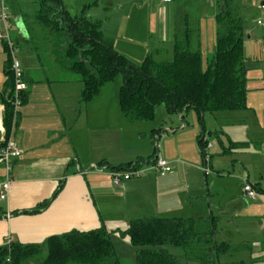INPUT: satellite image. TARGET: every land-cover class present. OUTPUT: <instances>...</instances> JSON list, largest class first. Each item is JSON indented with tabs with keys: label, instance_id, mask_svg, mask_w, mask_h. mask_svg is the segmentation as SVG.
Wrapping results in <instances>:
<instances>
[{
	"label": "crops",
	"instance_id": "crops-1",
	"mask_svg": "<svg viewBox=\"0 0 264 264\" xmlns=\"http://www.w3.org/2000/svg\"><path fill=\"white\" fill-rule=\"evenodd\" d=\"M132 1L135 5L139 3L141 11H149L152 14L158 11L157 0ZM195 1L199 2V5L196 4L194 8L198 9V13H201L200 0ZM218 1L220 0H216V12L218 11ZM162 2L170 5L177 4V6L174 5L175 23L179 11L193 6L192 0H172L169 3L162 0ZM263 2L264 0H236V2L229 0L231 6L243 19L244 27L246 22L255 21L256 18L263 15L261 8ZM7 3L10 15L14 13L18 19L19 17L23 19L18 24L17 33L12 34V37L15 41L24 42L27 30L23 13H28L21 9L15 0L7 1ZM166 9L167 7L163 5L160 10L162 28L165 27L163 15H165ZM28 15L31 16V14ZM198 17L201 21L202 16ZM92 20L102 22L106 38L110 39L115 46V40L107 34L108 32L103 27V20L98 18ZM61 42V40H56L51 43L41 59L33 52L20 48L24 54L20 60L27 89L19 107L15 139L22 155L12 161L13 179L9 196L0 205V211H2L0 246L6 244L8 239L11 242L43 243L52 235L72 229L92 230L105 226L108 230L115 232L116 248L118 249L117 244H119L121 250L128 246L125 242H130V239L122 237L117 230L126 229L135 218L147 215L162 217L214 215L216 221H219L224 215L227 217L238 216L237 212L244 209L246 210L244 212L253 214L254 219H257L260 225L259 232L264 233V146L261 144L264 137L262 131L257 129L254 138L231 140V144L232 142L245 144L242 147L229 148L244 153L242 161L248 175L246 182L252 183L254 188L262 189V191L256 189L258 197H250L244 191V182L238 181L240 177L237 176L236 181L240 188L236 194L231 195L230 199L237 206L233 207L229 213H226L227 211L222 207V201H224L222 198L226 195L227 189H219L222 188L221 186L215 188L219 190L218 196L215 194L216 190L211 193L208 188L211 200L212 195L217 197V200L214 201L216 208H212L210 214H208V207H205L201 200L195 204L194 208H191L198 195L203 194V187L201 188L203 182L200 180L202 168L207 167V164L210 163L211 169L215 171L212 165L213 159L208 161L204 158L203 167L200 165V155L195 147L196 128L187 130L184 126L182 128L184 130L177 133L181 128L178 127L176 130L166 127L163 129L152 125L151 135H149L151 126L149 123L131 121L122 115L119 94L117 98H113L112 103L101 97L102 91L92 101L83 102L81 94L84 83L78 78H73L72 73L68 71L72 61L67 59L65 50L61 49L56 52L57 45ZM173 43L174 34L170 46L167 45L172 56ZM162 44H156L148 53L155 50V55L161 56ZM6 47V43L0 39V93L9 90L8 77L5 72L6 59L8 58ZM115 48L123 54L126 51L124 48V52L116 46ZM27 57L34 59L27 63V59L25 61ZM246 60L249 68L250 62L247 58ZM58 72L65 74L69 72L70 76L67 74L64 76L58 74V76ZM248 105L249 109L241 113L218 114L216 117L221 124L231 121L233 125L244 127L247 136L250 128L245 117L248 118L246 114L250 109H253L249 103ZM237 113L240 115H235ZM254 118L256 126L260 128L258 117L254 116ZM170 130L173 135H170ZM201 132L199 131L198 134V146ZM209 133L212 134L213 129ZM226 135L228 134L226 133ZM159 141L162 143L163 149L161 154H159V148L157 149L160 145ZM169 142H173L175 145V152H173L174 147L168 151ZM152 143L157 145L156 152L153 151L155 157L161 155L167 158L170 163L175 160L176 165L171 164L173 171L165 175L155 172L142 177H132L124 180L120 185H114L109 170H114L112 167H118L128 162H149L153 156ZM178 154L179 156H177ZM93 165H97L99 169ZM5 173V168L0 165V180L5 178ZM218 173L219 170L215 172L217 176H229V178L232 176V174L221 175ZM229 178L216 180L225 181L224 185L227 186ZM216 180H213L214 184H216ZM61 182L63 183L62 189L48 207L39 212H23L34 209L39 203L52 197ZM246 195L249 196L247 199L249 202L243 207L241 200L242 197L246 198ZM244 238L248 240H239L238 243H251L254 254L264 257L263 238L257 237L252 240H249V237ZM120 250L118 249V251Z\"/></svg>",
	"mask_w": 264,
	"mask_h": 264
},
{
	"label": "trees",
	"instance_id": "trees-1",
	"mask_svg": "<svg viewBox=\"0 0 264 264\" xmlns=\"http://www.w3.org/2000/svg\"><path fill=\"white\" fill-rule=\"evenodd\" d=\"M87 7L73 14L63 0H39L34 16L23 13L27 37L24 42L16 40V45L41 59L51 43L66 40L65 53L72 61L68 71L84 83L83 102L92 101L105 85L122 76L120 109L131 121L153 119L161 104L182 117L192 108L197 110L203 126L199 147L207 160L205 114L217 116L220 112L231 114L249 109L244 21L229 0L218 1L217 44L207 66L203 62L201 21L196 8L186 7L177 14L171 60H156L154 50L141 63H135L106 38L101 21L87 17ZM5 72L9 90L0 93V103L5 105L4 123L10 133L15 81L9 50ZM244 144L232 142L231 148ZM133 163L140 162L112 169H129ZM62 187L61 182L52 197L23 212L34 213L48 207ZM117 231L136 247V264H264V257L254 254L251 243L219 241L214 215L139 217L126 229ZM114 233L102 226L72 229L52 235L43 243L10 242L0 246V264H122ZM174 248H180L181 253L173 252Z\"/></svg>",
	"mask_w": 264,
	"mask_h": 264
},
{
	"label": "rangeland",
	"instance_id": "rangeland-1",
	"mask_svg": "<svg viewBox=\"0 0 264 264\" xmlns=\"http://www.w3.org/2000/svg\"><path fill=\"white\" fill-rule=\"evenodd\" d=\"M11 1V0H7ZM16 4L26 13L33 15L38 9L39 0H15ZM67 8L73 13H81V10L86 6V15L90 19H102L103 27L105 31H107L108 35L115 40L116 47L119 50L124 52V54L128 56L133 62L141 63L145 57L147 56L148 51L154 47L156 44L163 43L161 46L163 51L161 52V56L154 55L156 60H171L172 53L168 50V46H170L173 40L174 34V24H175V11L174 7L177 4H165L162 0H157L158 3V11L150 13L149 11H141L139 7V3L135 5L132 0H63ZM193 1V6L188 7L187 9L192 10L194 6L199 2ZM199 1V0H198ZM236 2V0H235ZM165 5L167 7L165 15V27L161 26V8ZM175 5V6H174ZM201 13L197 12V16H202L201 19V30H202V51H203V62L204 66H207V61L213 56L217 44V28L218 24L215 19L216 14V0H200ZM13 9V7H12ZM1 16V9H0ZM11 18L14 20L13 29L11 33H17L19 28V23L23 21L22 17L19 19L16 17V14H11ZM264 19V13L262 15ZM17 20V21H16ZM2 27V25H1ZM0 27V28H1ZM163 36V37H162ZM163 38V39H162ZM108 39V38H107ZM110 40V39H108ZM164 42H161V41ZM120 44V45H118ZM66 40H63L61 43L57 45L56 52L61 51V49L66 48ZM122 46V47H121ZM167 46V47H166ZM165 47V48H164ZM124 48V49H123ZM166 49V51H165ZM65 52V51H64ZM151 52V51H150ZM23 51L18 46L16 51V55L21 58ZM244 53L246 58L249 60V71H248V90H249V99L248 103L251 105L253 109H250L248 112V118L245 117L246 123L250 128L249 134L245 135L244 127L239 125H233L230 121L229 123L221 124L219 119L215 116V114L206 113L204 116V125L206 127V139L208 142L212 144V147L208 149V161L212 160V165L215 171H213L210 167V163L207 164V169L205 171L202 168L200 180L203 182L201 184V188L203 187V194L195 199V202L192 204L191 208H194L195 204L198 201H202L205 207H208V214L212 208H216L214 205V201L217 200L219 194V189H227L226 195L223 196L222 201L223 209L229 213L232 208L237 206V204H233L230 201L231 195L236 194L239 191L237 185V176L238 181L243 183V187L246 182L247 173L246 168L243 164L242 158L244 153L240 151H234L231 149V140H242V138H254L257 129L262 131V136L264 137V27L258 23V18L256 20H252L250 22L245 23V39H244ZM160 58V59H159ZM27 59V63H30L32 59ZM34 61V60H33ZM61 76L69 75V72L62 73L58 72L57 75ZM59 76V75H58ZM73 78H78L77 75L71 74ZM122 84V76H118L114 81L109 82L106 86L103 87L101 92V97L105 99L107 102H113V98H117L119 94L118 88ZM230 112H220V115H228ZM241 113V112H240ZM237 113L235 115H240ZM244 113V112H243ZM234 115V114H232ZM258 117L259 124L261 127L256 126V120L254 118ZM235 122V121H234ZM146 123H149L151 135L152 125H156L158 127H162L163 129L166 127L176 129L181 128L177 133L181 132L184 126L187 130H193L196 128V141L195 147L196 151L199 152L200 155V165L203 167L204 165V157L202 155L201 149L198 146V134L201 132L202 123L199 119L198 111L195 109H190L188 112L184 113V117H182L181 113H173L167 109L165 104H161L156 109V115L153 119L147 120ZM187 123V124H186ZM239 123V121H238ZM235 123V124H238ZM213 129V133L210 134L209 131ZM195 131V130H194ZM215 131V132H214ZM217 131V132H216ZM170 135L172 131L170 130ZM223 132V133H222ZM226 133L228 135H226ZM219 137H218V136ZM144 139V138H143ZM249 140V139H248ZM261 143L264 146V140ZM157 143V142H156ZM159 147L152 143V155L153 151L159 148V154L163 151L162 143L159 141ZM168 151H170L171 147H174L173 152H175V145L173 142H169L167 145ZM230 148V149H229ZM156 152V151H155ZM155 155V154H154ZM212 155V156H211ZM179 156V154L177 155ZM154 158L153 156L151 157ZM176 165V162L172 161L171 164ZM219 170L218 174L228 175L232 174L231 178L229 176H217L215 172ZM155 173V172H150ZM235 176V177H234ZM234 177V178H233ZM218 178H229L228 185H224L225 181L216 180ZM216 180V184H214L213 180ZM208 183V184H206ZM250 183V182H249ZM224 185V186H223ZM211 193H214L216 190V196H209V189ZM221 190V191H222ZM245 193V192H244ZM259 195V194H258ZM262 195V194H261ZM260 195V197H261ZM230 196V198H229ZM221 197V194H220ZM258 197V196H257ZM240 198V197H237ZM249 196L246 195V198L242 197V206L245 207V204L249 202ZM215 206V207H214ZM239 211L238 216L230 217L224 215L218 223V233L217 239L219 241L222 240H230L232 243H238L239 240H248L244 237H249V240L255 239L257 237L264 239V233L259 232L260 225L258 224V220L254 219L253 214L249 212ZM264 211V210H263ZM236 213V214H237ZM153 216V215H147ZM262 227V226H261ZM259 232V233H258ZM227 235V237H226ZM126 241V240H125ZM128 241V240H127ZM128 246L122 248L120 250L119 244H117L118 253L121 251L122 264H136V247L130 242H125ZM117 249V250H118ZM173 252L181 253L180 248L172 249ZM189 264H200L198 262H189Z\"/></svg>",
	"mask_w": 264,
	"mask_h": 264
},
{
	"label": "built area",
	"instance_id": "built-area-1",
	"mask_svg": "<svg viewBox=\"0 0 264 264\" xmlns=\"http://www.w3.org/2000/svg\"><path fill=\"white\" fill-rule=\"evenodd\" d=\"M166 3L172 0H163ZM262 11L264 13V2L261 5ZM1 16L0 22L2 27L0 28V39L3 40L10 52L12 59V71L14 73L15 87L13 91V105H14V115L12 118L11 131L8 129L4 123V112L5 105L0 104V165L5 168V178L0 180V205L3 200H6L9 196V191L12 183V161L14 158H18L22 155V151L19 149L15 133L18 125L19 117V107L22 104L23 94L27 89L26 82L24 80V70L20 58L16 55L18 46L12 37V21L10 18L9 5L7 0H0ZM258 23L264 27V19L262 16L258 17ZM212 146L210 142L207 143L206 151ZM96 169H99L97 165H93ZM205 171L207 167H204ZM105 171V169L103 168ZM157 172L161 175H165L173 171V167L170 161L161 156L156 155L154 159L149 162L133 163L129 169L125 170H109V174L112 178V183L114 185H120L124 180H128L132 177H142L150 172ZM244 191L252 198L258 196L257 190L254 188L252 183H245ZM11 240L8 239V243Z\"/></svg>",
	"mask_w": 264,
	"mask_h": 264
},
{
	"label": "water",
	"instance_id": "water-1",
	"mask_svg": "<svg viewBox=\"0 0 264 264\" xmlns=\"http://www.w3.org/2000/svg\"><path fill=\"white\" fill-rule=\"evenodd\" d=\"M216 239V238H215Z\"/></svg>",
	"mask_w": 264,
	"mask_h": 264
}]
</instances>
